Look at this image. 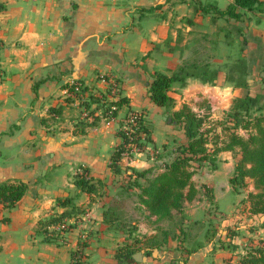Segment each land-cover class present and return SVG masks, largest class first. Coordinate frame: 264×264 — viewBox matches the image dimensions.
Instances as JSON below:
<instances>
[{"label": "crops", "instance_id": "crops-1", "mask_svg": "<svg viewBox=\"0 0 264 264\" xmlns=\"http://www.w3.org/2000/svg\"><path fill=\"white\" fill-rule=\"evenodd\" d=\"M0 1L5 5L0 12V184L15 181L27 187L14 208H0V219H9L7 224L0 222V264H69L78 241L87 243V264H128L115 258L125 235L108 230L103 223V204L119 190L110 162L120 143L117 131L126 108L112 119L103 118L102 111L95 109L99 117L96 126L80 134L77 125L92 120L67 87L79 82L94 94L105 92L112 81L117 83L119 97L127 98L128 107L146 115L153 141L145 154H137L129 165L138 170L161 167L165 159H151L153 149L165 155L186 138L167 122L166 110L152 103V73L171 74L199 47L201 58L210 53L209 66L193 70L184 83L172 86L169 95L174 110L187 104L202 113L200 105L206 102L215 121L231 109L234 100L258 98L264 107V0H260L262 12L242 11L238 22L202 16L178 0ZM199 1L215 3L221 11L233 2ZM94 108L91 105L90 110ZM51 109H59L60 114L51 115ZM163 146L167 149L162 150ZM217 158L214 171L202 168L192 176L191 183L199 193L185 203V213L188 223L210 220L222 240L221 228L227 225L218 220L223 214L216 195L223 180H227L226 190L236 194L229 185L235 155L221 151ZM81 168L106 185L107 197L92 200L74 188L72 175ZM245 183L243 191L236 194L241 201L230 214L237 228L257 217L250 216L249 204L243 202L255 192L254 183L251 179ZM205 189L211 191L212 203L204 196ZM67 197L75 198L76 206L86 212L72 221L63 243L43 241L36 234L39 221L63 213L65 209L56 201ZM210 206L215 212L207 216ZM133 213L138 234L155 235L154 228L161 222L147 212ZM204 233L201 228L198 241H203ZM174 241L157 250L155 257L154 250L151 256L141 250L144 264H172L185 248ZM214 241H203L187 264H239L243 247L230 251Z\"/></svg>", "mask_w": 264, "mask_h": 264}, {"label": "trees", "instance_id": "trees-1", "mask_svg": "<svg viewBox=\"0 0 264 264\" xmlns=\"http://www.w3.org/2000/svg\"><path fill=\"white\" fill-rule=\"evenodd\" d=\"M178 2L193 6L194 13H201L202 16L212 15L214 18L237 22L242 19V11H263V3L260 0H233L223 11L212 2L204 4L199 0H178ZM4 9L5 5L0 1V12ZM200 50L199 47L194 48V55H199ZM205 55H202L203 58L194 57L184 60L169 75L156 71L152 73V81L149 85L152 103L166 110L171 124L178 128L186 138L185 143L172 147L171 151L165 155H159L152 148L151 159L154 161L165 159L161 167L154 166L138 170L129 165L135 158L133 150L145 154L146 149L153 145V141L150 137L146 115L130 109L127 98L119 97V95L114 97L110 94L109 88L105 92L93 94L79 82L67 87L69 93L74 95L75 99H79L81 106L89 111L86 117L92 120L77 125L80 134H83L85 129L96 126L99 117H96L95 109L102 111L103 118L112 119L117 116L122 107L126 108L125 116L117 131L120 143L114 148L110 162L113 182L118 185L119 189L117 194L107 197L106 185L98 179H93L86 169L81 168L80 172L77 171L72 175L74 188L78 192L88 195L92 200L107 197L106 203L103 204V223L108 230L121 232L126 237L125 242L115 253V258L120 262L137 264L132 257L135 253L145 250V254L151 256L153 250L159 251L168 244L169 240L179 237L174 232L170 233L167 229L159 228L156 229L155 235L140 236L135 221L126 214V201L134 198V211L147 212L149 217L156 218L157 223L165 221L175 224L178 233L185 237L182 230V226L188 221L185 203L191 202L199 193L198 189L192 185L191 178L197 170L202 168L214 171L218 163L217 155L221 151H231L235 155L234 171L229 179L232 191L240 194L246 187L245 180L251 179L255 192L249 193L243 202L249 204L250 216H264V107L260 105L259 99L246 97L234 100L231 109L215 121L211 119V109L206 102L200 105L199 110H202V113L194 111L187 104L174 110V101L169 95L172 86L184 83L193 75V70L207 68L211 56L210 53ZM213 79L212 75L211 81ZM76 88L78 91H75ZM91 105H95L94 110H90ZM50 114L58 116L60 110L51 109ZM130 119L135 125L128 122ZM165 149L167 147L163 146L162 150ZM26 190V185L21 182L1 183L0 208L3 210L14 208L23 198ZM204 196L209 203H212L211 191L205 189ZM74 202L75 198L58 199L57 206L64 208L65 211L39 221L36 234L43 241H56L51 237L54 231L50 229L61 225L64 221H78L80 216L86 212ZM0 222L7 224L9 219L2 217ZM73 224L69 225L68 229H71ZM197 224L205 228L204 242L214 241V237L218 236V231L210 220L206 219L204 223ZM231 238L233 237L227 235L229 241L224 243L221 238L217 237L216 246L236 251L238 247L234 245ZM181 241H179V246L185 244V248L180 249L179 257L174 259L172 264H187L188 257L199 250L203 244L201 239L192 242L187 239ZM86 247L85 241H78L76 249L70 252L69 264H87L84 254ZM238 263L264 264V239L252 240L243 247Z\"/></svg>", "mask_w": 264, "mask_h": 264}, {"label": "rangeland", "instance_id": "rangeland-1", "mask_svg": "<svg viewBox=\"0 0 264 264\" xmlns=\"http://www.w3.org/2000/svg\"><path fill=\"white\" fill-rule=\"evenodd\" d=\"M200 58V55H194L192 58ZM203 58V57H202ZM227 180H223L220 182L219 187L217 189V201H218V208L219 211L223 215H230L234 211V205L237 204V201H241V197L239 195L233 194L231 191L226 190L225 183ZM134 200H127L126 201V214L128 216H136V214H132V207L130 206L131 202ZM208 211L206 212L207 216H210L213 214L215 209L213 207H208ZM210 211V212H209ZM221 215V214H220ZM219 216L218 220L223 223L224 227L227 228H221L224 229V234H222V241L227 242V235H230L232 242L236 247H244V245H248L252 240L256 241L258 239H264V216H257L255 219H247L245 220V224L241 227L238 226L234 227L233 223V215L227 216ZM132 218V217H131ZM228 219V220H227ZM227 220V221H226ZM238 223V222H237ZM184 225H187L186 227L182 226V230L185 233V237L182 234L178 233V228H175V224H170L168 222H161L160 225H156V228H154V231H156L157 228L159 229H167L168 231L176 233V235H179V237L175 239L174 242L179 243L181 240H190L197 241V235L201 232V225H196V223H188V221L185 222ZM220 228V227H219ZM185 229V230H184ZM219 230V229H218ZM140 235V234H139ZM141 236V235H140ZM218 237V236H217ZM215 237V238H217ZM200 238H202V234L200 235ZM199 238V239H200ZM131 242V241H129ZM182 242V241H181ZM215 243V241L213 242ZM216 244V243H215ZM165 248V247H164Z\"/></svg>", "mask_w": 264, "mask_h": 264}, {"label": "built area", "instance_id": "built-area-1", "mask_svg": "<svg viewBox=\"0 0 264 264\" xmlns=\"http://www.w3.org/2000/svg\"><path fill=\"white\" fill-rule=\"evenodd\" d=\"M108 88L110 89V94L111 95H114V97L117 95V97H118V95L120 93V88L118 87L117 83L112 81L111 83H109ZM75 91H78V88H76ZM128 122L132 123L133 125H135L133 123L132 119L128 120ZM137 154H139V153H137L136 150H133V155L136 156ZM72 223H73L72 220L71 221L70 220L69 221H64V223H62L61 225H59L57 227H53L52 229H50V231H54L53 234L51 235V237L55 238L57 241L63 243L64 239H65V236H66V234L69 231L68 226L71 225Z\"/></svg>", "mask_w": 264, "mask_h": 264}, {"label": "water", "instance_id": "water-1", "mask_svg": "<svg viewBox=\"0 0 264 264\" xmlns=\"http://www.w3.org/2000/svg\"><path fill=\"white\" fill-rule=\"evenodd\" d=\"M168 123H170V119H168L167 121ZM143 251L141 252H138V253H135L132 257H133V260L136 262V263H146V258L145 257H142L143 255ZM157 253V250H154L153 251V257H155V254Z\"/></svg>", "mask_w": 264, "mask_h": 264}]
</instances>
